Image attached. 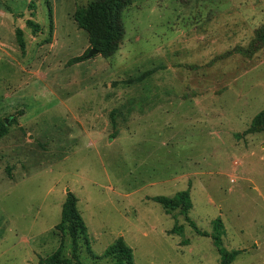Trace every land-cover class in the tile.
Listing matches in <instances>:
<instances>
[{
  "label": "rangeland",
  "instance_id": "obj_1",
  "mask_svg": "<svg viewBox=\"0 0 264 264\" xmlns=\"http://www.w3.org/2000/svg\"><path fill=\"white\" fill-rule=\"evenodd\" d=\"M90 1L0 0V264L57 248L68 190L94 255L121 236L136 264H221L220 218L231 264H264V132L243 134L264 109V46L237 51L264 0H128L118 50L67 64L92 48L73 19ZM183 190L187 213L153 200ZM79 259L108 264L84 245Z\"/></svg>",
  "mask_w": 264,
  "mask_h": 264
},
{
  "label": "trees",
  "instance_id": "obj_2",
  "mask_svg": "<svg viewBox=\"0 0 264 264\" xmlns=\"http://www.w3.org/2000/svg\"><path fill=\"white\" fill-rule=\"evenodd\" d=\"M127 3L128 0H91L86 6L76 9L73 14L77 26L87 32L92 48H95L103 57L112 56L122 42L125 30L121 20V11ZM27 24L37 27L30 19L27 20ZM15 36L20 49L23 50L25 43L20 28L15 29ZM263 46L264 25H261L255 30L249 44L246 47H238L237 51L246 57H251ZM86 53L72 57L67 61V64L80 62L86 57ZM152 71L153 69L146 70L128 82L141 81ZM256 132H264V109L252 118L243 134ZM7 133V124L0 119V138ZM153 200L159 202L166 211L179 208L183 213H187L192 207L188 190L179 191L172 197L155 196ZM77 201L74 193L68 190L61 207L60 222L56 226L60 233L59 245L51 254L40 259V264H83L79 259L82 245L95 259H105L108 264H136L131 247L126 244L121 236L107 246L101 255L97 256L92 253L89 246L87 227L77 208ZM213 228L214 233L211 234V238L220 255V263L231 264L239 251H228L223 247L221 235L224 227L220 218L214 219ZM205 234L202 233V235ZM66 237L69 240L70 257L65 254Z\"/></svg>",
  "mask_w": 264,
  "mask_h": 264
},
{
  "label": "water",
  "instance_id": "obj_3",
  "mask_svg": "<svg viewBox=\"0 0 264 264\" xmlns=\"http://www.w3.org/2000/svg\"><path fill=\"white\" fill-rule=\"evenodd\" d=\"M96 53H98V51L95 48H91L86 56L90 57L91 55L96 54Z\"/></svg>",
  "mask_w": 264,
  "mask_h": 264
},
{
  "label": "crops",
  "instance_id": "obj_4",
  "mask_svg": "<svg viewBox=\"0 0 264 264\" xmlns=\"http://www.w3.org/2000/svg\"><path fill=\"white\" fill-rule=\"evenodd\" d=\"M2 45L0 44V47H1ZM191 100H196V103L198 104L199 103V100H197V99H194V97H193V99H191ZM147 115H150V113H145V116H147ZM223 227H224V225H223Z\"/></svg>",
  "mask_w": 264,
  "mask_h": 264
}]
</instances>
